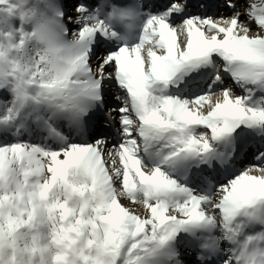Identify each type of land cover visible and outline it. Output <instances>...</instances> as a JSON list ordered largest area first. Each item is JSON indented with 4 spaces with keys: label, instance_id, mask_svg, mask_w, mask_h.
Instances as JSON below:
<instances>
[{
    "label": "snow or ice",
    "instance_id": "snow-or-ice-1",
    "mask_svg": "<svg viewBox=\"0 0 264 264\" xmlns=\"http://www.w3.org/2000/svg\"><path fill=\"white\" fill-rule=\"evenodd\" d=\"M17 10L24 26L0 29V264H264V0Z\"/></svg>",
    "mask_w": 264,
    "mask_h": 264
},
{
    "label": "clouds",
    "instance_id": "clouds-1",
    "mask_svg": "<svg viewBox=\"0 0 264 264\" xmlns=\"http://www.w3.org/2000/svg\"><path fill=\"white\" fill-rule=\"evenodd\" d=\"M38 0H28V6H35ZM0 8L4 9L3 13H0V21H4L5 23L0 24V29H3L7 34L9 31L19 30L17 27V20H20V13L17 10V0H12L11 4L0 5ZM9 9L12 10L11 17L9 16ZM24 24H27V21H24ZM20 23L19 27H23ZM69 39L73 42L79 39L78 35L73 34Z\"/></svg>",
    "mask_w": 264,
    "mask_h": 264
},
{
    "label": "rangeland",
    "instance_id": "rangeland-1",
    "mask_svg": "<svg viewBox=\"0 0 264 264\" xmlns=\"http://www.w3.org/2000/svg\"><path fill=\"white\" fill-rule=\"evenodd\" d=\"M17 27H18V29L20 28L19 26H20V21L19 20H17ZM28 29L30 30V26H28ZM263 35V34H262ZM71 37V36H70ZM224 86V85H223ZM234 89V91H235V93L237 94V95H242L243 94V92L237 87V86H235V87H233ZM111 94H113V90L111 89V88H109V90H108ZM121 95H123V93L121 94ZM11 99V96L7 93V92H3V91H0V101H8V100H10ZM111 105L110 106H113L114 104H115V107H119L120 106V104H121V102L120 101H118V100H116L115 99V97H112V100H111ZM117 127H119L118 125H117ZM124 203L126 204V205H128V206H132V207H137V206H135V205H131L130 204V202H128V201H124ZM137 210L138 211H141V209L139 208V207H137ZM253 231L254 232H259V231H261V228H260V226H256V228L255 229H253Z\"/></svg>",
    "mask_w": 264,
    "mask_h": 264
},
{
    "label": "bare ground",
    "instance_id": "bare-ground-1",
    "mask_svg": "<svg viewBox=\"0 0 264 264\" xmlns=\"http://www.w3.org/2000/svg\"><path fill=\"white\" fill-rule=\"evenodd\" d=\"M108 0H100V3L99 4H102V3H105V2H107ZM134 2V1H133ZM257 2H258V0H257ZM224 15H229L230 13L229 12H227V11H225L224 13H223ZM69 27L70 28H72V27H74V26H72V25H69ZM121 31H124L123 29L121 30ZM252 34L253 35H257V34H263L264 35V33H261L260 32V30L255 26V25H253L252 26ZM109 71H112V69L110 68V69H108ZM222 75H225V74H222ZM225 83H227V84H225L226 86H228V87H235L236 85L234 84V82L232 81V79H231V77H228V78H226V82ZM113 85H115V83H113ZM222 87H224V86H222ZM234 89V88H233ZM219 89H216V91H218ZM120 90L117 88V92H119ZM120 94H122V92L120 93ZM112 104V103H111ZM112 107H115V104L112 106ZM117 118H118V116H117ZM119 126V125H118ZM261 231H264L263 230V228L261 229Z\"/></svg>",
    "mask_w": 264,
    "mask_h": 264
}]
</instances>
